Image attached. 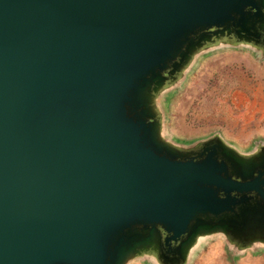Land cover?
<instances>
[{
    "label": "water",
    "instance_id": "1",
    "mask_svg": "<svg viewBox=\"0 0 264 264\" xmlns=\"http://www.w3.org/2000/svg\"><path fill=\"white\" fill-rule=\"evenodd\" d=\"M264 0H0V264H180L204 233L264 239V152L180 153L149 99Z\"/></svg>",
    "mask_w": 264,
    "mask_h": 264
},
{
    "label": "rangeland",
    "instance_id": "2",
    "mask_svg": "<svg viewBox=\"0 0 264 264\" xmlns=\"http://www.w3.org/2000/svg\"><path fill=\"white\" fill-rule=\"evenodd\" d=\"M159 140L180 152L217 140L240 158L264 152V45L220 36L195 50L176 78L149 99ZM124 264H164L156 243ZM180 264H264V239L200 235Z\"/></svg>",
    "mask_w": 264,
    "mask_h": 264
}]
</instances>
